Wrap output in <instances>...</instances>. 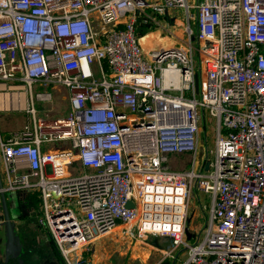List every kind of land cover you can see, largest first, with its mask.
Wrapping results in <instances>:
<instances>
[{"label":"built area","instance_id":"2783aa9c","mask_svg":"<svg viewBox=\"0 0 264 264\" xmlns=\"http://www.w3.org/2000/svg\"><path fill=\"white\" fill-rule=\"evenodd\" d=\"M173 9L199 70L189 44L141 48L139 17ZM1 113L29 123L0 133V204L36 195L62 264H91L111 234L168 238L169 264H264V0H0ZM202 114L215 142L198 158ZM183 154L191 170L172 171ZM193 192L209 213L190 245Z\"/></svg>","mask_w":264,"mask_h":264},{"label":"rangeland","instance_id":"374dc122","mask_svg":"<svg viewBox=\"0 0 264 264\" xmlns=\"http://www.w3.org/2000/svg\"><path fill=\"white\" fill-rule=\"evenodd\" d=\"M187 2L189 5H193L197 0H187ZM191 13H194V11H191ZM158 18L149 13V19L145 17L140 19L138 36L141 42V48H147L149 50V44L152 46L153 42L149 36L153 34H157L159 38L172 43L171 45L173 47L181 48L185 51H188L191 46V56L193 57L194 66L196 70H199V43L194 41L193 38L190 41L187 31L188 28L193 31V21L186 20L184 10L180 9H173L171 11L172 23L169 21L164 23V21ZM197 73L199 77L200 72ZM59 112L64 115L66 113V107L60 109ZM202 120L198 158H204L205 154L213 150L215 142L216 121L207 117L206 114H202ZM28 123L29 120L24 113H1L0 133L6 136L20 130ZM192 161V154L171 155L168 165L172 171L187 172L192 168ZM199 199L206 205L209 203V198L205 194L193 192L188 208L189 222L187 223L184 236V241L190 245H193L199 236H203L207 225L209 208L206 206L203 209L199 204ZM5 200L11 219L16 221L19 216H25L28 220H21L20 225L15 223L14 226L15 242L22 244L21 250L17 252V255H19L22 261L23 256L26 258L25 263L23 261L24 264H43L44 261L42 262V260L44 257L52 254L48 234L43 229L32 228L30 226V223L33 221L32 212H26L27 209L24 207L23 201L17 198L16 192H7L5 194ZM5 246V229L2 227L0 229V264H3V261H5ZM170 247L171 243L169 240L161 243L159 237H149L144 242H140L118 234H111L96 243L94 255H91L92 264H169L170 260L168 257L164 258V252H167ZM55 260L54 262L58 264L57 258Z\"/></svg>","mask_w":264,"mask_h":264},{"label":"crops","instance_id":"0c3cea01","mask_svg":"<svg viewBox=\"0 0 264 264\" xmlns=\"http://www.w3.org/2000/svg\"><path fill=\"white\" fill-rule=\"evenodd\" d=\"M157 17V16H156ZM142 18V17H141ZM140 17H139V21H140V19H141ZM157 19V18H156ZM158 19H161V21H164V23L166 22L167 23V21H169L170 23H172V18H171V14H170V17H167V16H165V17H159ZM160 21V22H161ZM174 21V20H173ZM177 21V20H176ZM140 25V23H138V26ZM149 38H150V40H152L153 42H152V46H151V44H149V50H147V48H143V51H144V53L145 54H149L150 53V51H152V50H159V49H166V48H172L173 46L171 45L172 43H169V42H167V41H164L163 39H161V38H159L158 37V35L157 34H153V35H150L149 36ZM159 42H161V43H159ZM141 43V42H140ZM33 196H36V195H33V194H31V195H28V194H25V193H17V198L20 200V201H23V204L25 205L24 207L27 209L26 210V212H29L30 211V213L33 215V221L30 223V226L32 227V228H38L37 227V225H36V222H35V219H36V215H37V213H38V204H37V207L35 208L34 207V203L32 202L33 200H31L32 199V197ZM31 198V199H30ZM36 198V200H38V197L36 196L35 197ZM39 203V202H38ZM0 208H1V204H0ZM17 220H19V221H17ZM17 220L16 221H14L13 219H12V221L14 222V224L16 223V224H18V225H20V223H21V220H27L26 218H25V216H19L18 218H17ZM28 221V220H27ZM40 229V228H39ZM169 239L168 238H160V242L162 243V242H165V241H168ZM40 241H41V239H40ZM142 242H144V241H142ZM51 243V242H50ZM51 245V249H52V254L51 255H47V256H45L44 257V259L42 260V262L44 261H46V260H49V261H56L55 259L57 258V260H58V255H57V253H56V251H55V249H54V246L52 245V243L50 244ZM96 245V244H95ZM95 245H94V247H95ZM21 247H22V244H21ZM94 247H93V252H92V254L94 253V251H95V249H94ZM91 254V255H92ZM91 255H90V263L92 264V258H91ZM94 255V254H93ZM25 260H26V258L23 256V261H24V263H25ZM43 262V263H44ZM41 263V262H40Z\"/></svg>","mask_w":264,"mask_h":264},{"label":"water","instance_id":"95a60500","mask_svg":"<svg viewBox=\"0 0 264 264\" xmlns=\"http://www.w3.org/2000/svg\"><path fill=\"white\" fill-rule=\"evenodd\" d=\"M196 87H197V79H196ZM205 169H208V165H206ZM133 205L131 202L126 204V208H132ZM0 220H3V227L5 229V238H6V246H5V260L8 259L9 256L19 257L17 252L21 250V244L15 242L14 237V222L12 221L6 206L5 195L1 196V208H0ZM19 264H23V261L19 259ZM43 264H56L54 261L46 260Z\"/></svg>","mask_w":264,"mask_h":264},{"label":"trees","instance_id":"16d2710c","mask_svg":"<svg viewBox=\"0 0 264 264\" xmlns=\"http://www.w3.org/2000/svg\"><path fill=\"white\" fill-rule=\"evenodd\" d=\"M36 196H33L31 200H33L32 202L34 203V207L36 208L37 207V204H38V200H36L35 198ZM19 259L22 261L21 258L19 257H12V256H9L7 260L3 261V264H19ZM24 264V263H23ZM58 264H62L60 259L58 258Z\"/></svg>","mask_w":264,"mask_h":264},{"label":"bare ground","instance_id":"6f19581e","mask_svg":"<svg viewBox=\"0 0 264 264\" xmlns=\"http://www.w3.org/2000/svg\"><path fill=\"white\" fill-rule=\"evenodd\" d=\"M170 83L176 86L178 85L179 81L177 75L174 73L166 72L164 74V85L168 86Z\"/></svg>","mask_w":264,"mask_h":264}]
</instances>
